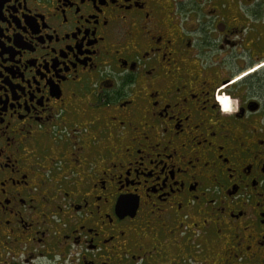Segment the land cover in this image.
Listing matches in <instances>:
<instances>
[{
  "label": "flooded vegetation",
  "instance_id": "flooded-vegetation-1",
  "mask_svg": "<svg viewBox=\"0 0 264 264\" xmlns=\"http://www.w3.org/2000/svg\"><path fill=\"white\" fill-rule=\"evenodd\" d=\"M0 264H264V0H0Z\"/></svg>",
  "mask_w": 264,
  "mask_h": 264
},
{
  "label": "built area",
  "instance_id": "built-area-1",
  "mask_svg": "<svg viewBox=\"0 0 264 264\" xmlns=\"http://www.w3.org/2000/svg\"><path fill=\"white\" fill-rule=\"evenodd\" d=\"M218 100L221 102V98L220 97H218Z\"/></svg>",
  "mask_w": 264,
  "mask_h": 264
},
{
  "label": "clouds",
  "instance_id": "clouds-1",
  "mask_svg": "<svg viewBox=\"0 0 264 264\" xmlns=\"http://www.w3.org/2000/svg\"><path fill=\"white\" fill-rule=\"evenodd\" d=\"M224 99L222 100V103H223ZM228 101V100H227ZM228 105H229V102H228Z\"/></svg>",
  "mask_w": 264,
  "mask_h": 264
},
{
  "label": "bare ground",
  "instance_id": "bare-ground-1",
  "mask_svg": "<svg viewBox=\"0 0 264 264\" xmlns=\"http://www.w3.org/2000/svg\"><path fill=\"white\" fill-rule=\"evenodd\" d=\"M223 104H226V102L224 101ZM223 104H222V105H223Z\"/></svg>",
  "mask_w": 264,
  "mask_h": 264
}]
</instances>
